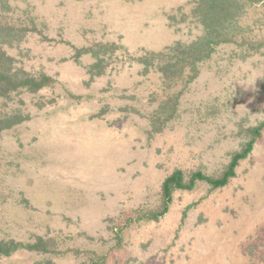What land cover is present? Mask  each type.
<instances>
[{
    "label": "rangeland",
    "instance_id": "1",
    "mask_svg": "<svg viewBox=\"0 0 264 264\" xmlns=\"http://www.w3.org/2000/svg\"><path fill=\"white\" fill-rule=\"evenodd\" d=\"M195 4L0 0L15 66L51 78L0 101L24 117L0 136V241L45 242L0 264H264V130L225 186L176 188L157 216L168 176L221 177L264 122V0L187 86L139 62L204 34Z\"/></svg>",
    "mask_w": 264,
    "mask_h": 264
},
{
    "label": "trees",
    "instance_id": "2",
    "mask_svg": "<svg viewBox=\"0 0 264 264\" xmlns=\"http://www.w3.org/2000/svg\"><path fill=\"white\" fill-rule=\"evenodd\" d=\"M194 14L204 27V34L197 40L189 44H176L172 50L177 52L175 58L163 59L164 52L151 53L139 59L146 70L154 65L157 60V68L163 77L164 83L170 88L183 81L184 86L191 83L198 75V64L209 58L216 47L224 42H232L239 38L242 19L245 8L253 5L260 0H195ZM10 40V39H7ZM9 41L0 39V101L9 98L11 93L22 87H29L32 90H38L50 81V77L43 75L36 78L15 66L14 58L4 49ZM104 48V47H103ZM97 61L92 65V69L99 70L97 75L102 73L101 63L103 59L101 51L93 52ZM183 86V87H184ZM165 89H167L165 87ZM24 117L19 113L0 112V136L1 133L14 125L23 121ZM264 130V122L253 128V137L249 140L246 147L236 154L229 164L228 169L219 178H212L202 172H195L189 182L185 181L181 170H175L168 176L163 183V194L165 197V207L157 216L163 215L168 209V203L171 200L174 189H192L196 181H207L213 187L225 186L231 177L235 175V168L241 159H244L253 150L254 144L258 141ZM26 247L30 250H40L45 248V242L37 239L35 243L24 245L23 243L10 241H0V256L11 255L14 251Z\"/></svg>",
    "mask_w": 264,
    "mask_h": 264
}]
</instances>
